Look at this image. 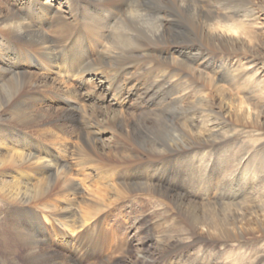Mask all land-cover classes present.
I'll use <instances>...</instances> for the list:
<instances>
[{
    "label": "bare ground",
    "instance_id": "1",
    "mask_svg": "<svg viewBox=\"0 0 264 264\" xmlns=\"http://www.w3.org/2000/svg\"><path fill=\"white\" fill-rule=\"evenodd\" d=\"M27 1L0 3V205L78 234H71L74 249L61 251L42 228L32 234L29 225L2 219L0 264H84L109 245L94 225L108 202L82 201L66 157L111 180L116 200L141 193L164 205L176 236L187 230L222 245L263 242L264 179L245 175L238 186L239 159L216 172L228 171L227 186L247 191L234 204H198L173 190H188L194 171L204 175L209 149L231 137L227 125L264 127V97L254 93L250 104L227 90L251 88L261 41L257 0H65L69 12ZM209 69L218 71L212 77ZM93 77L110 78L122 100L137 96L139 113L73 106L69 81ZM55 85L66 88L63 95ZM215 99L230 105L228 115L214 110ZM48 100L69 106L52 108ZM98 126L111 132V145L99 141ZM215 190L223 194L222 186ZM175 235L158 239L160 253ZM146 251L140 264L152 263L155 250ZM260 251L247 264H258Z\"/></svg>",
    "mask_w": 264,
    "mask_h": 264
},
{
    "label": "rangeland",
    "instance_id": "2",
    "mask_svg": "<svg viewBox=\"0 0 264 264\" xmlns=\"http://www.w3.org/2000/svg\"><path fill=\"white\" fill-rule=\"evenodd\" d=\"M14 1L17 2L19 0H0V3L2 6H5L9 2ZM31 1H35L42 9L50 6L51 10L56 9L59 12H69V6L65 0H28L27 2ZM254 8L260 17L257 19L258 22H256L260 24L261 41L254 48L253 57L255 64L254 67L252 66L251 74L249 75V77H253L251 88H247L248 82L240 86V88L233 85L227 86V90L231 94L236 95L237 98L246 100L250 104L258 101L257 98L253 97L254 93L264 97V0H257ZM170 48L166 50H170ZM34 69L35 71L37 70L36 68ZM212 70L206 71L213 77L218 70ZM38 71L42 72L43 70L39 67ZM86 81L83 84L78 83V81H69V89L70 92L72 91L73 97L68 100L80 111L85 106L90 109L95 102L101 108L107 107L116 111H124L131 115L139 113L135 108L137 96L132 94L125 100L119 98L116 95L113 81L110 78L93 77L91 80ZM138 84L140 85V82H137ZM58 87L55 85L56 94L63 95L66 88L61 87V90L59 89L58 91ZM51 99L54 98L52 97ZM47 104L52 108H66L69 106L68 104L57 103L54 100H48ZM230 109L228 103L221 106L219 100L215 99L214 110H221L226 116L229 114ZM246 122L244 128H235L234 123L227 125L226 131L227 134H231L230 139L222 140L221 145L218 144V149H215V147H212L214 150L209 149L212 153H210L209 160L205 163V167L208 165L207 167L209 168H206L205 173H203L204 175L199 174L197 171L191 174V183L194 186L190 184L188 190H173L184 194L186 198L198 204H234L244 199L248 195L247 191H243V188L239 192H236V190L239 189L238 186L243 181L245 175L250 176L251 174L253 177H257V180L264 179V127L258 130L250 127L249 125L251 124L248 123V120ZM2 123L0 124V128L5 130V124L3 125ZM97 128L99 141H102L106 146L111 145L113 143L111 132L99 126ZM219 133H222L221 130ZM48 139L44 143L51 148L56 147L53 144L54 140ZM57 157L59 159L63 158L59 155ZM236 158L242 161L238 167H233V170L237 172L238 186L236 184L227 186L231 178L228 175V171L224 175H218L216 172L218 168L231 165ZM63 159L71 165L72 178L74 184L78 187V193L79 196L81 195L80 198L83 202L85 201L84 199L93 196L94 199L108 202L106 209L99 214L104 221H96L97 224L95 223L94 225L100 240L107 238L109 245H101V249H98L100 252L94 254V260L90 259L84 264H140L141 259L147 256L146 249L148 247L152 251L155 250L150 258L151 264H247L254 259L257 254L256 250L261 249L264 251V241L249 240V244H245L246 242L241 243V241L239 242L241 243L239 246H237L238 242L222 245V243L214 239L202 237L195 232L190 231L187 233V230H185L186 232L184 230H181V232L177 231L176 236L173 233L174 227L171 225L173 212H171L172 215H167V208L164 205L153 198L141 195V193H138L140 195H130V197H125V199L116 200L111 187H109L111 180H107V177L100 175L94 168L78 169L80 166H76L77 164L70 157ZM173 179L175 181L174 185L182 186L184 180L181 175H176ZM250 184L252 183L250 182ZM220 186L223 188V194L215 196L216 192L219 194L215 188H219ZM104 187L109 188L107 193L100 190ZM249 193L254 194L255 191H250ZM77 206L80 207L79 204ZM9 211L7 206L0 205V221L2 219V221H19L24 225H29L27 230L32 234L41 232L42 228L44 232L54 237L55 244L53 248L56 247V249L61 251L64 249H74L71 238L78 234L75 233L76 229L70 233L69 229L61 228L55 223L52 225L43 222L38 224V221H35L34 215H26L24 213L20 215L19 213ZM71 234L73 235L71 236ZM173 235L177 238L179 237V239L167 241L164 245L166 252L160 253L158 251L159 248L156 246L158 239ZM58 236H63V241L61 239L58 240ZM243 247L246 248L247 252H243ZM167 253L173 255L170 260H164L163 256L167 255ZM261 254L264 255V252L260 251ZM258 264H264V256H261Z\"/></svg>",
    "mask_w": 264,
    "mask_h": 264
}]
</instances>
